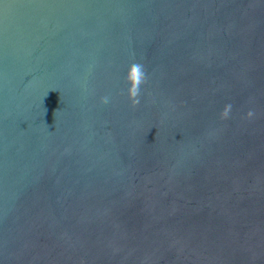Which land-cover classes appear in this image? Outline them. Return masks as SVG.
I'll list each match as a JSON object with an SVG mask.
<instances>
[{"label":"water","instance_id":"1","mask_svg":"<svg viewBox=\"0 0 264 264\" xmlns=\"http://www.w3.org/2000/svg\"><path fill=\"white\" fill-rule=\"evenodd\" d=\"M0 264H264V0H0Z\"/></svg>","mask_w":264,"mask_h":264},{"label":"clouds","instance_id":"2","mask_svg":"<svg viewBox=\"0 0 264 264\" xmlns=\"http://www.w3.org/2000/svg\"><path fill=\"white\" fill-rule=\"evenodd\" d=\"M126 82L130 85L127 90L128 98L131 101V106L135 108L139 104V95H140V86L143 83H146V71L142 64L140 63H132L127 70L126 74ZM101 103L107 104L108 97H102ZM232 109L231 104H227L224 106L223 110L220 113L221 120H227L230 116V112ZM255 113L253 110H249L246 113V119L251 120L254 117Z\"/></svg>","mask_w":264,"mask_h":264}]
</instances>
